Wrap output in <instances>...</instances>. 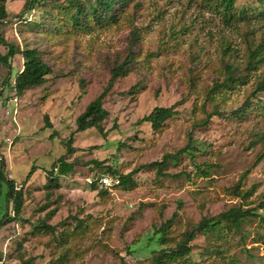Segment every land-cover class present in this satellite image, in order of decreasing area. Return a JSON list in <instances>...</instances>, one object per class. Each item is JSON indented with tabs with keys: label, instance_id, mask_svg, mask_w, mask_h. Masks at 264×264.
I'll return each instance as SVG.
<instances>
[{
	"label": "rangeland",
	"instance_id": "374dc122",
	"mask_svg": "<svg viewBox=\"0 0 264 264\" xmlns=\"http://www.w3.org/2000/svg\"><path fill=\"white\" fill-rule=\"evenodd\" d=\"M28 1H6L0 56L8 53L2 41L37 48L52 72L42 86L17 95L13 81L24 60L16 55L8 64L0 61V166L5 164V177L18 189L24 187L22 216L29 221L0 225V264H153L163 248L156 232L168 222L167 238L174 246L203 218L231 208L264 216L259 207L264 159L253 167L264 149V116L254 112L240 120L231 115L264 78V63L249 72L248 84L219 95L214 103L207 101L210 90L223 81L226 65L246 67L249 49L264 38V23L228 25L204 0H138L112 26L49 38L31 30L29 23L41 13L25 11ZM255 3L237 0V7ZM120 66L130 70L113 79ZM106 89L104 133L95 128L77 132L78 117ZM259 95L252 100L264 103ZM215 105L223 115L203 125L204 107L212 112ZM172 106L177 114L161 130L142 121L154 108ZM47 118L52 127H46ZM190 137L192 155L164 171L183 172L182 177L145 168L185 148ZM63 157L74 170L52 187L48 175ZM207 165L213 166L210 176H199L197 166ZM108 167L122 175L137 172L127 189L100 196L87 178ZM13 215L0 186V222ZM82 221L75 234L62 236ZM43 223L54 227V234L44 232ZM259 234L264 236V230L254 218L240 232L229 233L230 245L224 247L243 264H264ZM212 242L198 235L191 242V259L200 261Z\"/></svg>",
	"mask_w": 264,
	"mask_h": 264
},
{
	"label": "trees",
	"instance_id": "16d2710c",
	"mask_svg": "<svg viewBox=\"0 0 264 264\" xmlns=\"http://www.w3.org/2000/svg\"><path fill=\"white\" fill-rule=\"evenodd\" d=\"M6 1L7 0H0L1 20L5 19L8 15ZM137 1L138 0H29L25 5V11L35 10L41 13V17L29 23V26L31 30H35L39 34H44L50 38L52 36H72L79 32L89 33L95 28L112 26L118 23L130 9V6L137 3ZM204 2L228 25H233L234 22L251 23L252 20L258 23H264V0H256L255 6L248 8L237 7V0H204ZM2 44L8 47V53L4 56H0V61L4 64H8L9 60L16 55L22 56L24 60L23 70L16 74L13 81V87L17 95H22L27 90L45 84L47 76L50 75L52 71L41 57L40 51L37 48L28 47L22 49L20 46L8 44L5 41H2ZM263 63L264 38L255 48L249 49L248 61L244 69H239L233 65L225 66L226 72L223 81L214 85L209 92L207 101L214 103L219 95L224 96V94L235 90L238 86L248 84L250 77L249 72L259 69ZM129 70L130 69H125L123 66L116 68L113 73V79L121 75L125 76ZM108 91L109 89H106L98 98L92 101L85 112L78 117L77 132L95 128L101 133H104L103 123L109 116L108 111L104 108V97ZM259 94L264 95V78L257 82L256 89L251 93L250 97L246 99L244 104L237 110L231 112L232 117L244 120L254 112H258V114L264 116V103L261 101L255 103L252 100V97L258 98ZM215 106L216 109L212 110V112H208L204 107L203 112L206 114V117L202 122L203 125H208L215 116L223 115L218 105ZM176 114L177 111L174 106L156 107L149 115L143 117L142 121L150 123L155 131H159L163 128L165 123ZM46 127H52L48 118L46 119ZM189 140L190 143H188L185 148L177 151L175 154H167L162 160L150 163L146 165L145 168L156 169L157 173L163 177H182L184 175L183 172L170 174L164 171L169 164L173 162L178 164L185 156L192 155L193 147L191 145V137ZM72 142L73 137H71L68 143V152L70 154L74 152L72 149ZM263 159L264 149L258 155L253 167H257ZM92 164L100 167L102 163L93 161ZM4 167L5 164L2 163L0 166V186L6 189V198L13 204L14 215L8 217L6 221H1L0 225L12 221L29 223V221L22 216L26 201L25 189L24 187L18 189L14 180L5 177L3 173ZM212 167L211 165H207L204 168L197 166L196 172L200 174L199 176L209 177ZM54 170L57 173H54ZM54 170L48 175L50 186L59 187V178L72 172L74 170V165L68 163L63 157L58 160ZM136 172L137 170H134L127 175H122L112 170L111 167H108L107 171L101 174L120 177L121 185L118 188L127 189L129 183L132 182L133 174ZM249 173L250 170L244 174V178H246ZM31 175L32 173L28 176L27 180H29ZM90 189L92 191H97L100 196H107L111 193V190H107L97 183L91 184ZM235 191L236 194L241 195L239 189ZM259 207L264 209V201ZM254 218L259 219V226L264 230L263 215L256 214L253 210L244 209L241 206L231 208L221 213L216 218H203L200 223L193 225L190 230L186 231L174 246H170V240L167 238L168 231L172 225V222H168L156 232L163 248L155 253L153 264H243L236 255L230 253L229 248H225L230 245V243H227L228 234L240 232L242 228L250 224ZM82 226L83 221L80 222L73 233H70L69 230L66 229L62 236L66 234V237L69 238L71 234H75ZM41 227L47 234H54V227L45 223H43ZM198 235L206 236L208 239H212L213 242L209 243L206 251L201 254L202 257L200 261H194L190 257L192 251L191 242H193ZM258 237L259 241L264 242L263 234H259ZM21 264L33 263L25 261Z\"/></svg>",
	"mask_w": 264,
	"mask_h": 264
},
{
	"label": "built area",
	"instance_id": "2783aa9c",
	"mask_svg": "<svg viewBox=\"0 0 264 264\" xmlns=\"http://www.w3.org/2000/svg\"><path fill=\"white\" fill-rule=\"evenodd\" d=\"M17 103V99L14 100ZM18 110H15L14 115H17ZM57 170V168H56ZM87 182L91 185L93 183L99 184L101 187L112 190L118 188L121 185V179L118 176H110L108 174H95L92 177L87 178Z\"/></svg>",
	"mask_w": 264,
	"mask_h": 264
}]
</instances>
